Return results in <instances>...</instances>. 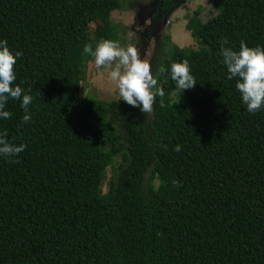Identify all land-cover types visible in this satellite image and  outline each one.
Segmentation results:
<instances>
[{
  "label": "trees",
  "instance_id": "trees-1",
  "mask_svg": "<svg viewBox=\"0 0 264 264\" xmlns=\"http://www.w3.org/2000/svg\"><path fill=\"white\" fill-rule=\"evenodd\" d=\"M128 0H0V39L31 97L9 98L0 133V264H264V106L248 112L219 55L264 46V0H211L186 24L197 48L162 39L149 64L164 88L150 112L85 93L101 40L127 48L112 12ZM175 0H159L163 17ZM187 60L196 81L175 93ZM180 151H175L176 145ZM111 167L107 192H99Z\"/></svg>",
  "mask_w": 264,
  "mask_h": 264
},
{
  "label": "clouds",
  "instance_id": "clouds-1",
  "mask_svg": "<svg viewBox=\"0 0 264 264\" xmlns=\"http://www.w3.org/2000/svg\"><path fill=\"white\" fill-rule=\"evenodd\" d=\"M175 1L177 3L174 9L163 19H167L170 14L178 8L181 10L185 5L184 0ZM158 2L159 0L156 4L157 9ZM83 52L94 57L95 65L98 67H108L115 61L109 76L116 82L119 99L133 107H139L143 113L152 110L156 96L164 95L163 86L158 83V79L151 71L149 64L151 59L147 61L138 56L135 47L124 48L118 46L116 41L101 40L94 49L90 44H85ZM21 54L19 51L13 52L7 41L0 39V119L10 117L11 113L5 109V104L9 98H13L20 101V106L24 110L21 120L28 122L31 120L28 105L32 102V97L19 85L10 86L16 78L14 65ZM219 55L227 68L228 78H237L235 88L239 91L246 110L251 113L264 106V46L249 47L241 42L238 50L222 47ZM159 72L169 74L175 82L176 93H182L196 83L187 60L171 62L167 68L161 65ZM25 147L24 143H10L5 138V133H0V156L6 159L14 158ZM174 150L180 151V145L177 144Z\"/></svg>",
  "mask_w": 264,
  "mask_h": 264
},
{
  "label": "rangeland",
  "instance_id": "rangeland-1",
  "mask_svg": "<svg viewBox=\"0 0 264 264\" xmlns=\"http://www.w3.org/2000/svg\"><path fill=\"white\" fill-rule=\"evenodd\" d=\"M157 1L128 0L126 8L121 11H114L111 17L122 29L127 30L122 34V39H125L127 47H135L138 56L147 61L153 57L162 39H169L183 49L197 48L190 33L186 30L188 19L196 10H201V16L198 18L203 22L218 13L211 0H184L185 5L181 10L178 8L167 19L160 20L158 26H155L151 22V15L157 11ZM114 63L115 61L108 67H98L93 61L88 65L87 73L85 72L83 75L85 93H93L97 98L107 101L119 99L116 82L109 76L111 66H114ZM177 96L176 92L172 94V98L175 100ZM111 175L112 169L109 167L106 175L102 178L99 192H107Z\"/></svg>",
  "mask_w": 264,
  "mask_h": 264
},
{
  "label": "flooded vegetation",
  "instance_id": "flooded-vegetation-1",
  "mask_svg": "<svg viewBox=\"0 0 264 264\" xmlns=\"http://www.w3.org/2000/svg\"><path fill=\"white\" fill-rule=\"evenodd\" d=\"M151 12H153V11H151ZM161 18L163 19V15H162L161 11L157 9V11L154 12V13L151 15V22H152L155 26H158V24H159L158 22H159L160 20H162Z\"/></svg>",
  "mask_w": 264,
  "mask_h": 264
}]
</instances>
